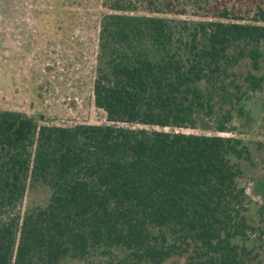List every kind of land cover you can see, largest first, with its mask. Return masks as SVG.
I'll use <instances>...</instances> for the list:
<instances>
[{
  "label": "trees",
  "instance_id": "1",
  "mask_svg": "<svg viewBox=\"0 0 264 264\" xmlns=\"http://www.w3.org/2000/svg\"><path fill=\"white\" fill-rule=\"evenodd\" d=\"M217 1L100 0L107 124L0 110V264H264L243 137L264 90V7L188 17Z\"/></svg>",
  "mask_w": 264,
  "mask_h": 264
},
{
  "label": "rangeland",
  "instance_id": "2",
  "mask_svg": "<svg viewBox=\"0 0 264 264\" xmlns=\"http://www.w3.org/2000/svg\"><path fill=\"white\" fill-rule=\"evenodd\" d=\"M259 7L264 0H219L207 13L195 16V10H188V17L215 20L227 11L229 17L249 19ZM101 18L100 0H0V110L41 119L42 125L107 124L93 94ZM248 109L254 122L243 137L258 160L255 168L245 167V185L253 203L250 216L259 222L256 215L264 207V90ZM45 194L43 189L31 192L26 207L43 202Z\"/></svg>",
  "mask_w": 264,
  "mask_h": 264
}]
</instances>
